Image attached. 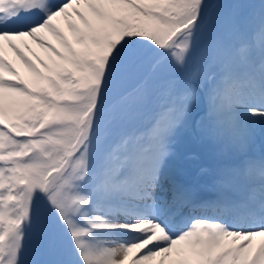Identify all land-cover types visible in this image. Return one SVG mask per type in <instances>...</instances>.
Segmentation results:
<instances>
[{"label":"snow or ice","instance_id":"snow-or-ice-1","mask_svg":"<svg viewBox=\"0 0 264 264\" xmlns=\"http://www.w3.org/2000/svg\"><path fill=\"white\" fill-rule=\"evenodd\" d=\"M257 127L264 0H0V264H264Z\"/></svg>","mask_w":264,"mask_h":264},{"label":"bare ground","instance_id":"bare-ground-1","mask_svg":"<svg viewBox=\"0 0 264 264\" xmlns=\"http://www.w3.org/2000/svg\"><path fill=\"white\" fill-rule=\"evenodd\" d=\"M257 131H259V127H257ZM257 131H256L255 135L257 134ZM255 135H254V139L250 145V149L253 153L259 154L258 149L259 148L261 149V146L264 145V141H263V143H259L258 141L255 140ZM181 143H182V145L179 148V150L186 157L189 153V150L193 146L185 138L182 139ZM212 152H215L214 154H216V155H214L215 161H212V162L208 161L207 162L206 158L204 157V154L200 150H198V148H196V146H195V153H198V156L200 154V156L202 158L201 159H198V158L197 159H191V160L185 159V161H184V167H183V171H182L181 175L185 178V180L192 182L196 189H198V184H203L204 186H209V184L211 185V182L209 181V179L206 180L204 178L208 175L207 174L208 169L211 170V172H212L213 168L215 167V165L219 159L229 160V159L234 158L233 154L228 152V151H224L221 153L219 151L212 150ZM202 168L206 169L207 171L205 173H201L200 169H202ZM208 188H210L209 190H211V191L214 190V189H212L211 186H209ZM215 192L216 191L214 190L213 195ZM198 194H199V189L197 190V195ZM202 194H204V193H202ZM215 200L216 199H214L212 201V203L210 205L211 208H210L209 212H210V214L212 213L215 216L221 215L223 213L222 210L216 209L214 207V201ZM209 201L207 200V202H209ZM199 204H200V207H198L196 211L201 215H203V214L206 216L210 215L208 212H205V210H202L204 206L207 207L206 204H201V203H199ZM193 213L194 212L190 208L188 210H186L185 219L188 217V215H193Z\"/></svg>","mask_w":264,"mask_h":264},{"label":"rangeland","instance_id":"rangeland-1","mask_svg":"<svg viewBox=\"0 0 264 264\" xmlns=\"http://www.w3.org/2000/svg\"><path fill=\"white\" fill-rule=\"evenodd\" d=\"M212 2H218V0H212ZM219 2H227V0H219ZM249 2H258V0H249ZM34 47H36L35 45H33ZM36 50L38 51V52H40V54L42 55V56H46V54L44 53V51L43 50H41V49H39L38 47L36 48ZM9 55H10V58H14V57H12V54L10 53V50H9ZM17 64L19 65V62L17 61ZM20 67H21V70L22 71H24V69H23V67H22V65H20ZM257 133L258 134H256L255 135V140H258V141H260V142H262V141H264V140H262L261 138H263V136L261 135L260 136V131H257ZM184 138V136L182 135L180 138H179V141H178V145H179V148L181 147V145H182V143H181V141H182V139ZM253 139H254V137H253ZM263 147V146H262ZM196 148H198V150H200L203 154H204V157L206 158V160H207V162L208 161H215V158H214V155H216V154H214L215 152H212V149H210V148H205V147H201L200 145H196ZM262 151H264V149H258V152L260 153V152H262ZM230 156V155H229ZM201 159L202 157L200 156V154H199V156H198V153H196V158L195 159ZM219 160H221V159H219ZM207 176L204 178V179H206V180H208V177L211 175V170H209L208 169V172H207ZM182 178L183 179H185L183 176H182ZM210 181V180H209ZM209 186H211L212 187V185H210L209 184ZM209 186H204L203 184H198V188L200 187L201 189H204V190H208V189H210V188H208ZM212 189H214L213 187H212ZM195 190H196V188H195ZM214 191V190H213ZM215 195H216V192H215ZM198 196H199V199H201V196H200V194H198L197 195V198H198ZM211 205V204H210ZM210 205H208V204H206V206L207 207H203V209L202 210H205V212H208L209 214H210ZM222 214H226V213H222ZM193 215H196V216H199V215H201V214H199L197 211H195L194 213H193ZM204 215V214H203ZM208 215V214H207ZM189 216V215H188ZM208 216H215V215H213L212 213L210 214V215H208ZM188 218V217H187ZM186 218V219H187Z\"/></svg>","mask_w":264,"mask_h":264}]
</instances>
